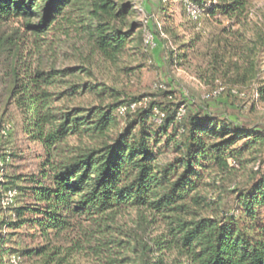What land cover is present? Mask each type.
Here are the masks:
<instances>
[{
	"label": "trees",
	"instance_id": "16d2710c",
	"mask_svg": "<svg viewBox=\"0 0 264 264\" xmlns=\"http://www.w3.org/2000/svg\"><path fill=\"white\" fill-rule=\"evenodd\" d=\"M189 1L222 26L236 58L228 73L234 66L237 83L254 78L264 25L253 20L251 0ZM134 12L133 0H0V27L12 24L0 31V59L10 66L7 101L43 152L37 175L25 178L5 172L11 154L0 150V264L14 254L38 264H73L76 255L91 264H264V170L242 185H224L260 156L264 126L201 107L179 118L186 102L170 91L143 103L96 82L95 64L120 69L130 50L148 51L147 27L162 40L156 26L130 21ZM72 34L80 42L78 65H33L32 52ZM222 61L216 57L213 69ZM256 92L264 102V84ZM86 93L95 104H73ZM139 102L122 122L118 107ZM7 119L0 117V144ZM9 189L16 190L14 203L3 207ZM19 196L29 201L17 202ZM22 228L41 242L15 247Z\"/></svg>",
	"mask_w": 264,
	"mask_h": 264
},
{
	"label": "rangeland",
	"instance_id": "374dc122",
	"mask_svg": "<svg viewBox=\"0 0 264 264\" xmlns=\"http://www.w3.org/2000/svg\"><path fill=\"white\" fill-rule=\"evenodd\" d=\"M134 15L130 21L137 22L142 29L150 25L161 29L162 40L153 38V43L147 52L132 49L120 63V69L95 64L94 78L97 83H106L123 93L127 99L137 97L145 103L152 99L158 100L161 90L172 92L174 101H185L184 109L203 108L213 113L222 114L245 124H260L264 126V102L258 100L256 89L264 84V53H260L256 76L245 83H237L235 69L231 66L228 73V63L235 61V56L224 43L221 25L210 18L201 15L198 22L189 18L185 10L184 0H133ZM250 8L254 21L264 25V0H251ZM12 24H3L1 32H8ZM170 29L171 35L163 32ZM146 28V32L148 31ZM151 33V32H150ZM176 35V36H175ZM248 33V36H251ZM50 50L32 52L30 60L33 65H41L47 69L50 65L57 68L78 65L76 57L80 42L75 35L61 38ZM185 43V44H184ZM184 45V48H181ZM222 46H224L222 48ZM181 49V50H180ZM186 55L177 58L176 54ZM217 51V53L215 52ZM230 53H229V52ZM174 53L170 60V53ZM223 58L218 71L214 59ZM126 67V70H122ZM128 68V69H127ZM9 63L5 58L0 59V117L8 116L5 124L9 130L1 144L0 150L11 154L7 160L5 172L8 175H24L25 178L37 175L43 159L41 147L31 142L21 130L22 115L18 108L7 101ZM160 85L164 89H159ZM214 93H216L214 95ZM153 95L154 98H153ZM73 104H95L91 94H84L73 99ZM123 122L124 116L118 114ZM264 170V150L257 160L252 161L244 169H237L233 175L226 177L225 188L244 184L254 172ZM234 195L225 199L226 209L232 208ZM19 201H29L28 197H18ZM4 231H8L6 227ZM25 228L18 230L12 238L17 248L34 247L41 242L39 236L31 237ZM73 264H91L83 256L71 258ZM35 257H22L18 264H38Z\"/></svg>",
	"mask_w": 264,
	"mask_h": 264
},
{
	"label": "built area",
	"instance_id": "2783aa9c",
	"mask_svg": "<svg viewBox=\"0 0 264 264\" xmlns=\"http://www.w3.org/2000/svg\"><path fill=\"white\" fill-rule=\"evenodd\" d=\"M184 4H185V10L187 11V14L189 16L190 19H192L195 22L199 21V18L201 16V10L198 7L197 4H195L192 1L189 0H184ZM144 41L146 43L152 44L153 43V36L150 32H146L145 37H144ZM159 87H162V85H160ZM216 93H214L215 95ZM141 104V102L139 103H131L129 105H121L120 107H118L117 111L120 115H124L126 112L128 111H134L139 105ZM185 113V109L183 106H180V108L178 109V117L180 118L181 116H183ZM156 121L160 122L161 118L163 117L162 113L156 112ZM9 130V125L5 124L3 130L1 131V133L3 135H5L7 133V131ZM1 165V162H0ZM16 195V190L15 189H9L5 192L1 204L3 207H7L9 205H12L14 203V198ZM21 258L19 255L14 254L12 256H10L9 262L10 264H18L20 262Z\"/></svg>",
	"mask_w": 264,
	"mask_h": 264
}]
</instances>
